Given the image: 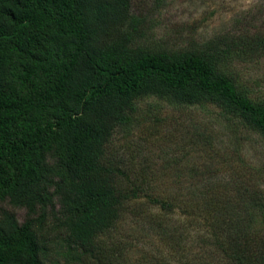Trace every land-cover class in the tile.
I'll use <instances>...</instances> for the list:
<instances>
[{"label": "trees", "instance_id": "trees-1", "mask_svg": "<svg viewBox=\"0 0 264 264\" xmlns=\"http://www.w3.org/2000/svg\"><path fill=\"white\" fill-rule=\"evenodd\" d=\"M131 1L0 0V202L25 210L19 221L0 208V264H45L50 216L80 263L112 254L104 236L144 189L121 185L126 174L105 160L106 145L134 124L142 97L213 103L264 139V99H251L231 68L240 52L264 58V30L197 49H153L142 43L145 20ZM221 191L229 190L206 178L172 200L146 195L164 215L179 211L178 227L158 229L161 215L138 206L131 215L168 242L172 264L182 251L192 264H264V187Z\"/></svg>", "mask_w": 264, "mask_h": 264}, {"label": "rangeland", "instance_id": "rangeland-1", "mask_svg": "<svg viewBox=\"0 0 264 264\" xmlns=\"http://www.w3.org/2000/svg\"><path fill=\"white\" fill-rule=\"evenodd\" d=\"M131 2L132 12L145 20L142 43L153 49H197L225 34L264 30V0ZM239 49H242L240 45ZM246 54L240 52L242 59H235L231 68L238 75L240 88L257 102L264 99V58L258 60ZM133 118L130 128L115 130L106 145L105 160H114V165L119 164L125 172L126 176L119 178L122 186L142 183L144 191L137 204L131 200L123 205L112 235L104 236L112 247V254L105 255L100 262L84 261L88 264L174 263L168 242L137 225L131 214L137 211L136 206L142 211L160 214L158 229L179 225L175 221L183 216L176 209L166 215L158 212V207L150 204L146 195L172 200L188 194L197 182L203 187L206 178L228 187V192L221 191L223 198L228 194L236 195L239 182L264 187V139L258 132H251L238 118L225 119L217 105L185 104L168 97L148 95L136 101ZM49 163L54 161L49 159ZM53 170L54 180H57L59 174L55 168ZM194 206L190 202V207ZM0 208L15 211L19 221L25 215L24 209L7 202H0ZM48 220L49 226L55 229L45 264H83L68 252L56 221L51 216ZM74 252L80 254L81 251L77 248ZM180 254L183 259L176 257V264H192L185 261L189 258L187 252Z\"/></svg>", "mask_w": 264, "mask_h": 264}]
</instances>
